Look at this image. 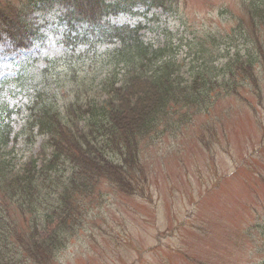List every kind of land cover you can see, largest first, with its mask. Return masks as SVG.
I'll return each mask as SVG.
<instances>
[{
    "label": "trees",
    "instance_id": "16d2710c",
    "mask_svg": "<svg viewBox=\"0 0 264 264\" xmlns=\"http://www.w3.org/2000/svg\"><path fill=\"white\" fill-rule=\"evenodd\" d=\"M129 3L143 4L135 8L153 16L173 14L178 5L0 2V53L42 48L47 32L59 46L41 58L38 69L0 81V92L10 86L26 96L16 110L0 97V264H63L62 252L103 196L100 184L142 197L149 187L144 159H151L163 135H175L198 113L208 112L213 84L231 95L251 82L261 102L264 0L243 2L244 19L221 42L217 59L199 44L194 49L186 44L180 57L167 38L146 41L139 22L111 23L135 9L124 7ZM49 4L59 13L47 15L51 23L36 16L51 11ZM258 231L264 243V227Z\"/></svg>",
    "mask_w": 264,
    "mask_h": 264
},
{
    "label": "rangeland",
    "instance_id": "374dc122",
    "mask_svg": "<svg viewBox=\"0 0 264 264\" xmlns=\"http://www.w3.org/2000/svg\"><path fill=\"white\" fill-rule=\"evenodd\" d=\"M243 2L164 0L165 5L178 4L176 12L157 16L135 8L145 7L141 3H129L124 7L135 9L112 17L111 23L139 22L146 41L167 38L171 52L180 57L186 55V44L193 49L199 44L217 59L221 42L244 19ZM47 8L52 10L36 16L51 23L47 15L56 14L58 7ZM46 35L42 51L51 55L59 47L53 34ZM14 64L0 59V79L22 67L32 71L43 66ZM203 85L208 84L198 87ZM211 87L208 112L198 113L175 135H163L150 151L151 159H144L149 187L142 197L100 184L103 196L90 206L86 223L62 252L63 264H264L258 231L264 227V89L260 102L251 82L231 95L217 84ZM0 97L15 104L14 110L26 99L10 86Z\"/></svg>",
    "mask_w": 264,
    "mask_h": 264
}]
</instances>
